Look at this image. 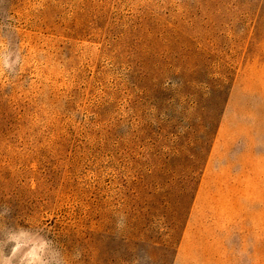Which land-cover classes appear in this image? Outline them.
I'll return each mask as SVG.
<instances>
[{
  "label": "rangeland",
  "instance_id": "1",
  "mask_svg": "<svg viewBox=\"0 0 264 264\" xmlns=\"http://www.w3.org/2000/svg\"><path fill=\"white\" fill-rule=\"evenodd\" d=\"M0 264H264V0H0Z\"/></svg>",
  "mask_w": 264,
  "mask_h": 264
}]
</instances>
